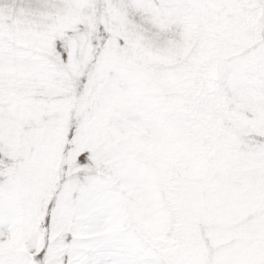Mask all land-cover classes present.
Listing matches in <instances>:
<instances>
[{"label": "snow or ice", "instance_id": "1", "mask_svg": "<svg viewBox=\"0 0 264 264\" xmlns=\"http://www.w3.org/2000/svg\"><path fill=\"white\" fill-rule=\"evenodd\" d=\"M0 264H264V0H0Z\"/></svg>", "mask_w": 264, "mask_h": 264}]
</instances>
